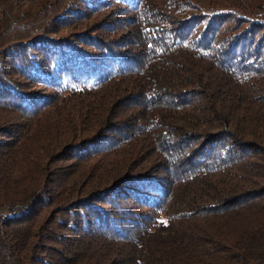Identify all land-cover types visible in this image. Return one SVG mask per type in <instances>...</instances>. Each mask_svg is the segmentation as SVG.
<instances>
[{
  "label": "trees",
  "instance_id": "16d2710c",
  "mask_svg": "<svg viewBox=\"0 0 264 264\" xmlns=\"http://www.w3.org/2000/svg\"><path fill=\"white\" fill-rule=\"evenodd\" d=\"M145 137L165 176L95 173ZM3 249L264 264V0H0Z\"/></svg>",
  "mask_w": 264,
  "mask_h": 264
},
{
  "label": "rangeland",
  "instance_id": "374dc122",
  "mask_svg": "<svg viewBox=\"0 0 264 264\" xmlns=\"http://www.w3.org/2000/svg\"><path fill=\"white\" fill-rule=\"evenodd\" d=\"M160 157L155 146L148 143L147 137H145L144 139L132 141L119 155L116 154L112 158L103 159L102 166H97L96 171L98 172L95 173L107 176L108 166L113 165L115 169L123 172L136 170V172L142 173L146 168H151V170L157 172L156 175L165 176V162L159 160ZM3 252H5L4 249L0 251V264H10L7 259L2 257Z\"/></svg>",
  "mask_w": 264,
  "mask_h": 264
}]
</instances>
